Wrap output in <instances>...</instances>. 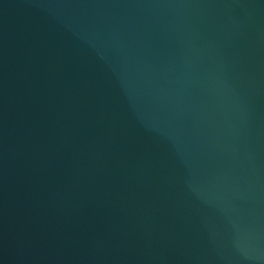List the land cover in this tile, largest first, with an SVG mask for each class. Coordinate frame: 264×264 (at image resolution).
Masks as SVG:
<instances>
[{
  "label": "water",
  "instance_id": "95a60500",
  "mask_svg": "<svg viewBox=\"0 0 264 264\" xmlns=\"http://www.w3.org/2000/svg\"><path fill=\"white\" fill-rule=\"evenodd\" d=\"M0 264H264V0H0Z\"/></svg>",
  "mask_w": 264,
  "mask_h": 264
}]
</instances>
